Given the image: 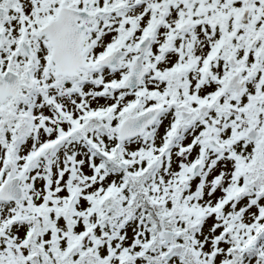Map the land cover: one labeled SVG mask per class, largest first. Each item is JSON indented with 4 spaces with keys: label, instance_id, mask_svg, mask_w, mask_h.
<instances>
[{
    "label": "snow or ice",
    "instance_id": "1",
    "mask_svg": "<svg viewBox=\"0 0 264 264\" xmlns=\"http://www.w3.org/2000/svg\"><path fill=\"white\" fill-rule=\"evenodd\" d=\"M0 264H264V0H0Z\"/></svg>",
    "mask_w": 264,
    "mask_h": 264
}]
</instances>
